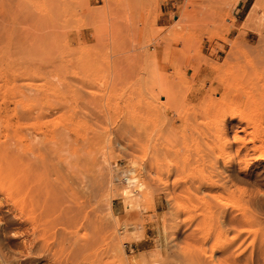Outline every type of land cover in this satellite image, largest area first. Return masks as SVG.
Segmentation results:
<instances>
[{"label": "rangeland", "instance_id": "374dc122", "mask_svg": "<svg viewBox=\"0 0 264 264\" xmlns=\"http://www.w3.org/2000/svg\"><path fill=\"white\" fill-rule=\"evenodd\" d=\"M240 1L0 0V150L23 164L0 264H264V0Z\"/></svg>", "mask_w": 264, "mask_h": 264}, {"label": "bare ground", "instance_id": "6f19581e", "mask_svg": "<svg viewBox=\"0 0 264 264\" xmlns=\"http://www.w3.org/2000/svg\"><path fill=\"white\" fill-rule=\"evenodd\" d=\"M260 1V3H262L261 1L262 0H259ZM259 4V3H258ZM261 5V4H260ZM256 7V6H255ZM257 8L258 7H256L255 9H256V11H257ZM254 12V11H253ZM257 13V12H256ZM194 22V21H193ZM196 22V21H195ZM194 26V25H193ZM207 27V26H206ZM200 29V28H199ZM261 29V28H260ZM259 29V30H260ZM197 30V29H196ZM244 30V29H243ZM249 31V30H248ZM264 32V31H263ZM262 35H264V34H262ZM240 36H243V34L241 33V32H237V35H236V39H235V41H233L232 40V46H235L236 44H238V41H244V43H247V44H249L250 45V41L249 40H247L245 37H242V39H240ZM229 43V42H228ZM227 43V44H228ZM243 43V42H242ZM185 44H186V42H185ZM246 45V44H245ZM185 46V45H184ZM195 46V45H194ZM237 46V45H236ZM235 46V47H236ZM242 46H243V44H242ZM186 47V46H185ZM234 47V48H235ZM245 47V46H244ZM187 48V47H186ZM260 48V47H259ZM168 49V48H167ZM177 51V50H176ZM167 52H168V50H167ZM145 53V52H144ZM234 55V54H233ZM137 56V55H136ZM154 56V55H153ZM135 57V56H134ZM161 58V57H160ZM180 58V57H179ZM201 58H202V56H201ZM190 59V58H189ZM221 59V58H220ZM178 59H176V61H177ZM183 60V59H182ZM204 60H206V59H204ZM240 60V59H239ZM228 61V60H227ZM150 62V61H149ZM152 62V61H151ZM179 62V61H178ZM204 62V61H203ZM208 62V61H207ZM226 62V61H225ZM229 62V61H228ZM239 62V61H238ZM165 63V62H164ZM219 63V62H218ZM252 63V62H251ZM139 64H140V62H139ZM149 64V63H148ZM155 64V63H154ZM205 64V63H204ZM203 64V65H204ZM221 64V63H220ZM260 65V64H259ZM145 66V65H144ZM151 66V65H150ZM149 66V67H150ZM253 66V65H252ZM262 66H264V65H262ZM154 67H156V66H154ZM185 67V66H184ZM209 68V67H208ZM149 69H151V67L149 68ZM153 69V68H152ZM233 69V68H232ZM221 70V69H220ZM214 71V70H213ZM262 71V70H261ZM160 72V71H159ZM179 72V71H178ZM207 72V71H206ZM156 73H158V72H156ZM150 74V73H149ZM154 74V73H153ZM198 74V70L197 69H194L193 70V76H192V78H194L196 75ZM211 74V73H210ZM237 74V73H236ZM263 74V73H262ZM157 75H159V77H160V73L159 74H157ZM163 75V74H162ZM203 75V74H202ZM209 75V74H208ZM212 75V74H211ZM219 75H221V74H219ZM264 75V74H263ZM206 76V75H205ZM217 76V75H216ZM222 76V75H221ZM240 76H242V75H240ZM151 77H152V75H151ZM158 76H157V78H159ZM207 77H210V75L209 76H207ZM191 78V79H192ZM216 77L214 76V79H215ZM213 79V78H212ZM240 79V78H239ZM168 80V79H167ZM216 80V79H215ZM241 80V79H240ZM165 81V80H164ZM189 82V81H188ZM215 82V81H214ZM217 82V81H216ZM155 83V82H154ZM191 83V82H190ZM223 83V82H222ZM222 83H220V82H218L217 84V86H215V90L214 89H212V91L214 90V91H220V94H221V90H223L224 89V87H227V84L225 85V84H222ZM113 84V83H112ZM160 84V83H159ZM164 84V83H163ZM174 84V83H173ZM254 84V83H253ZM169 85V84H168ZM176 85V87H177V84H175ZM210 85V84H209ZM211 85H213V81H211ZM247 85V84H246ZM139 86H140V84H139ZM172 86H174V85H172ZM255 86V85H254ZM151 87V86H150ZM165 87H167V86H165ZM140 88H142L141 86H140ZM180 88V87H179ZM211 88H213V87H211ZM228 88V87H227ZM164 89V88H163ZM217 89V90H216ZM152 90V89H151ZM168 91V90H167ZM165 92V94L166 93H168V92ZM141 92H142V90H141ZM152 92V91H151ZM164 92V91H163ZM174 92H175V90H174ZM144 93V92H143ZM143 93H141V94H143ZM176 93V92H175ZM140 94V95H141ZM150 94V93H149ZM153 94V93H152ZM164 94V95H165ZM148 95V94H147ZM168 94H166V96H167ZM193 95V94H192ZM139 96V95H138ZM150 96V95H149ZM157 96V95H156ZM170 96V95H169ZM197 96V95H196ZM151 97H153V96H151ZM162 98H164L163 97V95L161 96ZM168 97V96H167ZM166 97V98H167ZM188 97V96H187ZM156 98H158L159 99V97L157 96V97H155V99H154V101L156 100ZM166 98H164V99H166ZM176 98V97H175ZM141 99V98H140ZM197 99V98H196ZM165 101H167V100H165ZM170 101H171V99H170ZM222 101V100H221ZM258 101V100H257ZM168 102V101H167ZM186 102V101H185ZM215 102V101H214ZM163 103H164V101H163ZM205 104H206V102H205ZM228 104H224V106H223V104L221 105V107L220 108H223V112L221 111L220 113H223L222 115H223V118L222 119H225V118H227L229 121H234V120H237L238 122V126H234V130H233V137H232V142L231 143H234V145H235V148L237 147V149H235L236 151H235V158H237V162H238V164L240 165L241 163L242 164H244V167L243 168H245V166H246V158H247V155L245 154L244 156H243V158L242 159H240V157H239V153H240V151H242L241 149H244L245 151H246V149H248V148H246V147H248V146H245V145H248V144H250L251 142H253V140H249V141H247L248 142V144L247 143H245V139H243V138H241V136L239 137V134H243V135H245L246 134V129H248L245 125L244 126H242V119L237 115V114H235L233 111H234V108L232 109V108H229L231 105L229 104V107L227 106ZM159 106H161V105H159ZM233 107V106H232ZM224 108H225V110H224ZM237 110V109H236ZM202 116V115H201ZM200 116V117H201ZM149 117V116H148ZM220 118V119H221ZM172 119V118H171ZM222 119L220 120V121H222ZM182 120V119H181ZM215 122V121H214ZM247 125V124H246ZM224 131V130H223ZM222 131V132H223ZM224 133V132H223ZM248 134H250V133H247V135ZM140 135V134H139ZM142 135V134H141ZM222 135H224V134H222ZM257 141V140H256ZM260 141V140H259ZM229 142V141H228ZM250 142V143H249ZM254 143V142H253ZM227 144V139H225V141H224V145H226ZM230 143H228V145H229ZM227 145V146H228ZM251 145V144H250ZM252 145H254V144H252ZM252 149H251V148ZM249 148L252 150L251 151V153L254 151V152H256V153H258V159H264V147H262V146H258V147H255V146H250ZM4 148H5V146H4ZM2 149V150H0V191L2 190V189H4V186H5V184H7L8 186H17V185H20V181H21V179H20V173H21V171H22V168H23V164H22V162L21 163H19V161L17 162L16 160H15V158H11L10 156H9V152L7 151V149ZM250 152V151H249ZM253 152V153H254ZM244 153V152H243ZM241 154V153H240ZM248 159V158H247ZM233 161V158H231V159H228V160H224V162L227 164V163H229V165H230V163H233L232 162ZM225 163H224V165H225ZM249 164V163H248ZM247 164V165H248ZM242 166V165H241ZM240 167V166H239ZM242 167H241V169H243ZM245 170V169H244ZM243 172V171H242ZM14 173H17V176H19V177H16L15 176V174ZM10 175H13V176H15L16 178H14L13 179V177H11ZM12 178V179H11ZM217 179H218V177H217ZM221 180V179H220ZM222 180H223V178H222ZM221 180V181H222ZM200 181L203 183V185L202 186H207L208 185V189L210 190H212L214 187H216V185H218V184H220V183H222V182H220V183H218V184H215L213 181H211V179L209 178V177H207V176H204V177H201V179H200ZM223 181H225V180H223ZM223 183H225V182H223ZM201 184V183H200ZM174 185V184H173ZM225 184H221V188H222V191L223 192H226L227 193V195H234V191H232L230 188H228V186L227 187H225L224 186ZM220 186V185H219ZM219 186L218 187H216V188H219ZM199 188H200V186H199ZM207 188V187H206ZM220 188V189H221ZM204 189V188H203ZM215 189V188H214ZM231 191H230V190ZM210 190V191H211ZM222 192V193H223ZM208 194V193H207ZM208 196V195H207ZM209 197H211V196H209ZM201 199V198H200ZM203 200V197H202V199H201V201Z\"/></svg>", "mask_w": 264, "mask_h": 264}, {"label": "crops", "instance_id": "0c3cea01", "mask_svg": "<svg viewBox=\"0 0 264 264\" xmlns=\"http://www.w3.org/2000/svg\"><path fill=\"white\" fill-rule=\"evenodd\" d=\"M247 1L245 0V1H243V0H241L239 3H238V6H239V11H243L244 9H246V6H247Z\"/></svg>", "mask_w": 264, "mask_h": 264}]
</instances>
